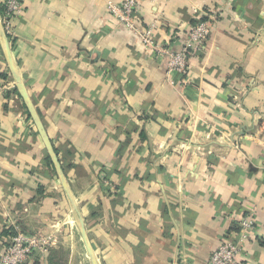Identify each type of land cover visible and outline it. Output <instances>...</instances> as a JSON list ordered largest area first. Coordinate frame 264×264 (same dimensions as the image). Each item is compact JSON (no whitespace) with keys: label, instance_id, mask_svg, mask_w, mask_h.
<instances>
[{"label":"crops","instance_id":"0c3cea01","mask_svg":"<svg viewBox=\"0 0 264 264\" xmlns=\"http://www.w3.org/2000/svg\"><path fill=\"white\" fill-rule=\"evenodd\" d=\"M122 1L22 0L8 34L98 263L209 264L252 217L240 264H264V0H140L137 28L171 51L211 22L186 78L118 22ZM48 155L0 36V254L56 233L24 264H93Z\"/></svg>","mask_w":264,"mask_h":264},{"label":"built area","instance_id":"2783aa9c","mask_svg":"<svg viewBox=\"0 0 264 264\" xmlns=\"http://www.w3.org/2000/svg\"><path fill=\"white\" fill-rule=\"evenodd\" d=\"M140 0H123L122 3H109L110 11L114 14L121 25L133 30L143 42L146 49L157 55H168L167 74L181 75L186 78L189 72L190 60L202 47L208 36L211 22L201 21L192 26L183 48L178 51H171L162 46L155 38V25H149L140 31L135 22V8ZM4 12L0 16V21L7 32L11 33L13 20L23 10L22 0H4ZM242 232L240 239L235 241L227 239L221 241L210 256L209 264H240V256L243 253L242 239H247L254 229L252 217L244 218L241 222ZM56 233L29 234L19 231L15 234L9 244L0 254V264H24L34 251L45 252L56 242ZM55 237V238H54Z\"/></svg>","mask_w":264,"mask_h":264},{"label":"water","instance_id":"95a60500","mask_svg":"<svg viewBox=\"0 0 264 264\" xmlns=\"http://www.w3.org/2000/svg\"><path fill=\"white\" fill-rule=\"evenodd\" d=\"M0 36L2 38V41H3V44H4V47H5V53H6V57L8 59V62H9V65L12 69V72L16 78V81H17V86L20 90V92L22 93L24 99H25V103H26V106L30 112V115L33 119V121L35 122L41 136L43 137V140L46 144V147H47V150H48V153L55 165V168L58 172V175L64 185V188L67 192V195L68 197L70 198L72 204H73V207L75 209V211L77 212L78 216H79V222H80V227H81V231H82V235H83V239L86 243V246H87V249H88V252H89V255H90V258L93 262V264H99L98 263V260L95 256V253L93 251V248L90 244V241H89V238H88V234H87V229H86V226H85V221H84V218L83 216L81 215L80 211H79V208L77 206V203H76V200L71 192V189H70V186H69V183H68V180H67V177H66V174L64 172V169L61 165V162L59 160V157L55 151V148L52 144V141L47 133V130L43 124V121L38 113V111L36 110L28 92H27V89L25 87V85L23 84L21 78H20V75H19V72L17 70V67L15 65V62H14V59H13V56H12V51H11V45H10V42H9V37H8V34L7 32L5 31L1 21H0Z\"/></svg>","mask_w":264,"mask_h":264},{"label":"trees","instance_id":"16d2710c","mask_svg":"<svg viewBox=\"0 0 264 264\" xmlns=\"http://www.w3.org/2000/svg\"><path fill=\"white\" fill-rule=\"evenodd\" d=\"M0 12H1L0 14H2L4 12V7L2 5H0ZM47 157H48V161H49L50 165L53 167V169L55 171L56 169L52 163L51 157L49 155Z\"/></svg>","mask_w":264,"mask_h":264},{"label":"rangeland","instance_id":"374dc122","mask_svg":"<svg viewBox=\"0 0 264 264\" xmlns=\"http://www.w3.org/2000/svg\"><path fill=\"white\" fill-rule=\"evenodd\" d=\"M55 237H56V239H57V236H55ZM55 237H54V238H55ZM42 253H43V252H42ZM65 263H66V264H69L68 262H65Z\"/></svg>","mask_w":264,"mask_h":264}]
</instances>
